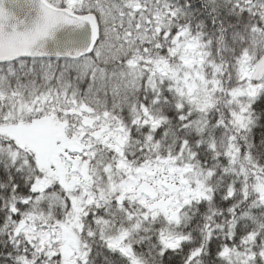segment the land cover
<instances>
[{
  "label": "snow or ice",
  "instance_id": "1",
  "mask_svg": "<svg viewBox=\"0 0 264 264\" xmlns=\"http://www.w3.org/2000/svg\"><path fill=\"white\" fill-rule=\"evenodd\" d=\"M0 264H264V0H0Z\"/></svg>",
  "mask_w": 264,
  "mask_h": 264
}]
</instances>
